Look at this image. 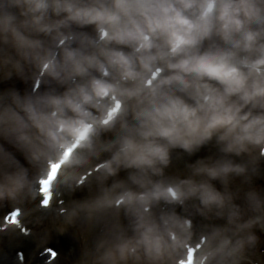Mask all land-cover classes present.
<instances>
[{
    "label": "clouds",
    "instance_id": "1",
    "mask_svg": "<svg viewBox=\"0 0 264 264\" xmlns=\"http://www.w3.org/2000/svg\"><path fill=\"white\" fill-rule=\"evenodd\" d=\"M49 10L66 16L41 26ZM30 14L31 24L45 32L69 22L96 25L99 40L70 34L66 38L79 46L64 48L57 60L52 50L19 31L29 27ZM0 38L27 50L23 54L32 57L38 78L85 81L70 84L63 95L15 99L19 111L0 110V133L15 135L31 159L45 166L71 149L64 160L71 169L64 177L69 187L85 171L98 173L103 181L123 168L133 170L129 179L142 189L116 182L92 203L79 205L89 213L123 206L138 218V237L97 264H166L171 245L147 216L155 201L199 194L206 206L223 204L207 185L183 181L165 186L152 179L169 165L172 149L191 152L213 137L226 141L227 151L264 146V0H98L89 5L0 0ZM206 40H213L207 49ZM93 71L110 79L92 76ZM109 131L115 139L105 141ZM103 153L110 157L95 163ZM14 165L17 171L7 170ZM232 170L200 169L212 176ZM0 173V198L18 196L29 184L26 171L2 150ZM217 236L210 237L206 259L232 264L240 245L229 249V241L222 240L213 247Z\"/></svg>",
    "mask_w": 264,
    "mask_h": 264
},
{
    "label": "rangeland",
    "instance_id": "2",
    "mask_svg": "<svg viewBox=\"0 0 264 264\" xmlns=\"http://www.w3.org/2000/svg\"><path fill=\"white\" fill-rule=\"evenodd\" d=\"M79 5H89L92 3L98 2V0H74ZM51 13V10L48 11V15ZM65 15V13H61ZM35 15H39L36 13ZM33 16L30 14L27 19H32ZM63 17V16H62ZM49 21V19H48ZM33 26L30 22L29 27L20 28L19 31L22 35L26 36V31H29ZM84 30V29H83ZM81 32V29L76 25H71L69 27H63L58 32L61 36H69L77 35L78 32ZM91 37L95 34V28H92L87 31ZM46 39V38H44ZM43 39V42L45 40ZM56 37L50 35L48 41L45 42L42 46L44 48L55 50L56 45ZM216 42L223 44L218 37L214 38ZM11 38L7 42H5L2 38H0V110L5 107H12L13 109L19 111L16 108L15 99H20L21 101L26 99H35L38 95H63L65 91L68 89L70 84L74 83H84L85 81L81 78L77 77L75 81H70L69 83H61L58 80L52 79L51 77H41L42 84L38 91H33V81L34 76L37 73V68L35 62L33 61L32 67L29 70L28 67H24L23 63L25 61V55L23 54L24 50L21 48H14L10 44ZM209 43V45L213 42V40H206L204 42V48H206L205 44ZM70 45L68 47L77 48L79 46L78 41L73 40L69 42ZM53 48H52V47ZM13 53L10 52V49ZM121 49H124L125 52H128L129 49L123 46H120ZM63 55V51L56 56L57 60H60ZM27 69V70H26ZM92 76L97 78L100 77V74L93 71L91 73ZM19 82V85L15 91L9 89V86L13 83ZM9 89V90H8ZM257 110L260 112V109L254 110V114H257ZM95 112V109L93 110ZM21 115L23 113L21 112ZM109 132H105L103 136H109ZM104 138V137H103ZM213 142L205 143L204 145L198 147V150L203 146H206L205 151H203L202 158H206L208 161L217 159V156L212 154L213 151ZM260 146L253 147L252 145H246L243 156H236L239 160H235L233 158L227 157L222 160V164L220 165V169L224 166L238 167V172L232 171V176L229 177L230 188H233L234 184L232 180L242 181L243 177L246 179L247 177L251 180L257 178V175L250 174V170L242 164L246 163L248 167L253 169L257 168L260 164V160L258 159V151ZM0 150L4 153L9 154L13 157L17 162L19 168L23 169L27 173L29 184L23 190V192L18 196H5L0 198V264H35L36 258L41 253L46 246L58 247L61 249V263L60 264H97L99 259L109 251L115 250L120 246L127 244L130 240L126 238L125 231L121 228L126 229V221L123 218L127 213V209L125 207H120L123 210L116 211L115 207L104 209L98 212L89 213L86 210H81L79 205H83L85 203H92L97 198L102 195V189L110 187L113 183L116 182H124V184L130 188H132V183L129 179V175L133 170L123 169L121 168L115 176L108 177L106 180H101L99 178V174L96 173L93 176H90L85 184L82 186L78 184H73L72 187H69L64 183V177L66 171H71V169H66L63 173L62 180L56 189V199L53 207H56L54 215L51 212L40 210L39 197H38V180L43 175V173L48 169V165L45 166L39 162L33 161L31 159V155L28 150L24 147L23 143L17 140L15 135H9L5 137L2 133H0ZM198 153V152H196ZM110 157V153H103L99 160H95V163H99L102 160H106ZM178 164L175 166L176 169L182 170L185 167V155L182 153L179 155ZM56 161V160H54ZM53 161V162H54ZM205 161V160H204ZM52 163V162H51ZM209 163V162H208ZM196 167V166H195ZM209 169H213L210 167ZM8 171L14 172L17 171V166H12L7 169ZM88 172L85 171L83 175L80 176V180H83V176L87 175ZM190 174V173H189ZM159 175H154L157 177ZM208 172L200 177H189L188 180L191 181L194 185H206L205 182L208 181V178H211ZM0 179H2V173H0ZM154 181H159L157 179L152 178ZM122 180V181H121ZM220 183V181L218 182ZM184 189L187 190L188 185H183ZM65 190L68 191V194L65 193ZM253 192L254 190L251 189ZM230 193L235 195L234 201L229 202L230 209H226L224 204L218 205L212 204L206 206L197 201H193L194 198H191V202L185 206V208H180L179 214L185 215H195L193 216V220L196 224L193 233L195 236H189L188 239H195L198 235L206 236L210 239L214 234H222L223 236L218 235L214 244L215 247L219 245V243L224 240V237H229L227 233H234V231L223 232L222 228L227 227L226 223L232 224V226L240 223L245 229H250V231L255 228L257 225V221H255L254 216L256 214L263 215L264 213L261 210H255L258 207V204L255 205V210L250 211L248 213L240 215L238 213V207L244 205L247 200V194L245 192L241 193V195L237 192H232L231 189H228L225 192H220L223 198V203L226 202L225 194ZM67 197V198H66ZM252 198V194L248 195V199ZM259 197L256 199L258 200ZM66 204L69 213H76L75 223L78 224L79 221L82 220L85 213H89L87 219H90L87 225L84 227L76 226V227H67L64 229H60L63 226L61 218H68V214L63 216H58L60 213L59 208ZM20 206L27 211L26 220L23 222L24 225L28 226L31 231L30 236H25L23 233L19 231V227H8L6 231H2V216L7 213L12 207ZM67 211V210H66ZM114 212V213H113ZM219 212V213H218ZM255 212V213H254ZM107 216L119 214L117 222L121 223V227L116 229L113 233H110L111 230H107L105 228V233L101 229L103 224H101L100 218H102L103 214ZM254 213V214H253ZM230 216L229 219L226 217ZM61 219V220H60ZM240 221V222H238ZM107 222V220L105 221ZM236 228V226H235ZM165 233V238L168 243L171 245L168 251L166 264H176L177 259L182 257L183 251L179 249V246L174 245L170 241V235L167 234V230H163ZM110 233V234H108ZM235 237V234H234ZM226 239V238H225ZM237 241H240L239 237L236 238ZM187 241L186 239H184ZM227 240V239H226ZM90 244V245H89ZM247 242H245V245ZM249 251H254L249 249ZM18 253H23L25 258V263L22 261L20 255ZM257 256V255H256ZM78 262V263H77Z\"/></svg>",
    "mask_w": 264,
    "mask_h": 264
}]
</instances>
